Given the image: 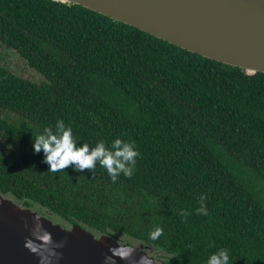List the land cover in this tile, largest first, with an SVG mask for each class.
Returning <instances> with one entry per match:
<instances>
[{"label":"trees","instance_id":"1","mask_svg":"<svg viewBox=\"0 0 264 264\" xmlns=\"http://www.w3.org/2000/svg\"><path fill=\"white\" fill-rule=\"evenodd\" d=\"M0 45L33 73L0 63L3 196L65 228L135 240L162 264H206L221 248L229 264H264V73L56 0H0ZM60 119L80 143H134L133 176L49 172L31 141Z\"/></svg>","mask_w":264,"mask_h":264},{"label":"water","instance_id":"2","mask_svg":"<svg viewBox=\"0 0 264 264\" xmlns=\"http://www.w3.org/2000/svg\"><path fill=\"white\" fill-rule=\"evenodd\" d=\"M56 1L82 6L248 74L264 73V0ZM34 213L40 215L0 193V264H39V257L24 246L35 225ZM42 218L53 241L63 244L56 249L59 259L53 264H104L109 249L119 243L110 236L96 238L81 228H65ZM149 249L141 244L127 260L115 258V264H139L145 255L158 264Z\"/></svg>","mask_w":264,"mask_h":264},{"label":"clouds","instance_id":"3","mask_svg":"<svg viewBox=\"0 0 264 264\" xmlns=\"http://www.w3.org/2000/svg\"><path fill=\"white\" fill-rule=\"evenodd\" d=\"M34 154H43V162L48 165V171L56 173L69 166L75 172L84 170L93 171L97 165L106 170L113 182H116L121 174L132 177L136 168V158L140 155L132 142L117 138L106 145L103 140L96 142L95 146L88 143H80L73 135L71 126L66 125L63 119L55 122L54 128L45 127L42 132L32 138ZM201 197L198 214L208 215L206 205ZM35 214V213H34ZM42 216L35 214V225L31 230V237L25 239L24 246L39 257V264H53L54 259H59L56 249L63 246L55 243L49 231L43 228ZM164 234L162 227L157 226L148 234L150 241H156ZM116 247L109 249L111 255L104 257V264H115V258L127 260L140 245L135 240L125 243H117ZM230 255L227 248H221L212 253L206 260V264H229ZM139 264H154L147 255L142 256Z\"/></svg>","mask_w":264,"mask_h":264},{"label":"rangeland","instance_id":"4","mask_svg":"<svg viewBox=\"0 0 264 264\" xmlns=\"http://www.w3.org/2000/svg\"><path fill=\"white\" fill-rule=\"evenodd\" d=\"M0 63L11 67L12 71H16L20 75L30 76L33 73H26L23 60L14 52L0 45Z\"/></svg>","mask_w":264,"mask_h":264},{"label":"flooded vegetation","instance_id":"5","mask_svg":"<svg viewBox=\"0 0 264 264\" xmlns=\"http://www.w3.org/2000/svg\"><path fill=\"white\" fill-rule=\"evenodd\" d=\"M40 214V213H39ZM41 216H43L42 214H40ZM44 217V216H43ZM54 223V222H53ZM149 256H152V257H154L155 258V260L157 261V262H159L160 263V258L159 257H157V255H155L154 253H149Z\"/></svg>","mask_w":264,"mask_h":264}]
</instances>
